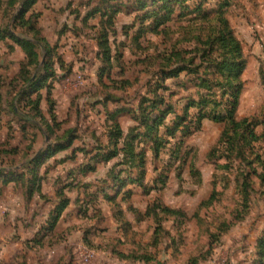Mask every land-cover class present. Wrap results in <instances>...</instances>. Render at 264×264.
Masks as SVG:
<instances>
[{
	"label": "rangeland",
	"instance_id": "1",
	"mask_svg": "<svg viewBox=\"0 0 264 264\" xmlns=\"http://www.w3.org/2000/svg\"><path fill=\"white\" fill-rule=\"evenodd\" d=\"M199 1L0 0V264H264V135L247 133L264 132V0ZM217 12L244 61L236 104L194 52L217 47ZM13 36L41 39L34 64ZM202 108L256 124L230 149Z\"/></svg>",
	"mask_w": 264,
	"mask_h": 264
},
{
	"label": "trees",
	"instance_id": "2",
	"mask_svg": "<svg viewBox=\"0 0 264 264\" xmlns=\"http://www.w3.org/2000/svg\"><path fill=\"white\" fill-rule=\"evenodd\" d=\"M186 1V0H183ZM205 0H200L199 1V7H197V10H201L202 8L200 6H202L203 2ZM28 2H26L25 4H27ZM171 12V9L168 10V13ZM24 11L19 13L20 16V24L21 25H25V24H30L29 20H26L25 17L23 16ZM205 13V11L203 12ZM207 14V12H206ZM218 14V26L217 29L212 28L214 31V35L211 36L209 35L207 38V42L214 46L217 45V47L214 50L213 48H209V49H205V50H199L198 48H195L194 52H202V57L206 58L209 61V57L210 56L214 63L219 67V71L218 73L221 75H225L224 76V81H225V85L228 86L229 88H233L234 90L231 92V96L233 97L232 100V104H236L237 102V95L239 93L240 90V83L238 81V75L241 72L243 65H244V61L242 59V54H241V47H240V43L239 41L234 37L232 29L230 28L228 21L223 18L221 16L220 12H217ZM32 26V25H31ZM31 28V27H30ZM215 30H216V34H215ZM15 37V36H13ZM17 42L20 43V45L23 47V49L26 51V56L29 58V62L31 64H34L35 59L37 57V49L36 47L37 42H41V39L39 38H34L35 42H30L28 39H26L25 37L21 38V37H15ZM198 39V38H197ZM199 40V39H198ZM34 46V47H33ZM35 48V49H34ZM225 51L229 57L224 56L221 60L220 59H216L213 55V51ZM185 55V52L180 51V52H176L174 53V57L175 59H183L182 56ZM162 59V56H159ZM195 58H193L190 62H192ZM211 62V60H210ZM162 70V74L164 77L166 76H171L173 74L176 73L175 70H170V71H166V66L167 65H159ZM158 66V67H159ZM47 68V67H46ZM28 80V78H27ZM207 79L202 80L201 86L205 87L206 85L204 83H206ZM225 94V92H224ZM193 104H197V105H201V106H206L209 103H212L213 106H217V103L211 99H206V98H201L199 100V102L195 103L192 102ZM190 106V105H189ZM204 109H200L199 115H198V119H197V126L196 128H198L199 124L201 123L202 119L204 118H212L215 121H224L225 122V126L226 129H224V132H227L228 130H230L231 132H233L232 137L230 136L229 133H227V142L229 144V148L231 149V139H235V135H237L238 133L240 134V131L238 129H245L248 130L249 126H251L252 124H256V123H251L247 118H242L240 120H236L234 118V116L232 115L231 111H226L224 114L222 113H215V112H209L207 113V111H203ZM120 112V111H119ZM164 116L160 115L158 117H156L155 119H151L149 117H147V114L143 115L141 117L140 120V124H144L145 125V129L146 130H151L154 127L158 130V128L160 127L161 123L164 120ZM141 124V125H142ZM116 126V135H120L121 133V129L119 127V125L115 122ZM224 132L222 134H224ZM249 135H251L253 137L254 140H257L260 136L264 135V132L261 135H256V133L250 129L249 132H247ZM159 139L156 138V143ZM156 146V153L158 154V150L160 148V146L158 144L155 145ZM58 148H64V146H59ZM122 151H124V153L126 154L128 159H133V157L136 155L134 152V146L131 144V142L129 141H125L123 147L121 148ZM117 150L114 151V153H112L111 155L107 156L105 159L108 160L110 158H112L113 156H115L117 154ZM139 155V154H137ZM264 178L262 177V180ZM66 202H61L55 209L56 215L51 216V224H50V228H52L56 222V220L58 219L59 213L63 210V208L65 207ZM166 210V208H164ZM145 259H147V257L144 256Z\"/></svg>",
	"mask_w": 264,
	"mask_h": 264
}]
</instances>
